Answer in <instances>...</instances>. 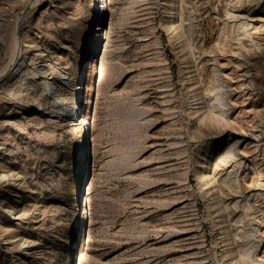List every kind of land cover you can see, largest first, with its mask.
<instances>
[{
	"label": "rangeland",
	"instance_id": "1",
	"mask_svg": "<svg viewBox=\"0 0 264 264\" xmlns=\"http://www.w3.org/2000/svg\"><path fill=\"white\" fill-rule=\"evenodd\" d=\"M101 5L0 0V264H264V0Z\"/></svg>",
	"mask_w": 264,
	"mask_h": 264
},
{
	"label": "bare ground",
	"instance_id": "2",
	"mask_svg": "<svg viewBox=\"0 0 264 264\" xmlns=\"http://www.w3.org/2000/svg\"><path fill=\"white\" fill-rule=\"evenodd\" d=\"M104 2H105V0H98V5H100V4H102L100 7H99V9H101L103 12H104V8L106 9L107 7L104 5ZM106 51H107V46H105V49H104V51H103V53H102V55H101V58L99 59V60H97V63H98V61H99V63L100 62H103L104 60H105V57H106V55H105V53H106ZM100 55H99V57H100ZM98 57V56H97ZM216 95H217V93H216ZM217 97V98H216ZM215 98H216V100L215 101H221V96L220 97H218V95L216 96ZM218 99H220V100H218ZM81 109H82V107L80 106V103H79V101H76V102H71V104H70V106H69V108L68 109H66L65 110V114H62V116L63 117H72V119H73V117H78L80 114V112H81ZM78 120V119H77ZM87 148V147H86ZM83 169H84V173H83V176H81V178H80V180L79 181H81V183H83V181H84V177H85V175H86V165L83 167ZM81 175H82V172H81ZM90 177V176H89ZM89 177H88V179H86L87 181H86V183L88 184V181H89ZM83 190H84V188H83ZM88 190L89 189H87V191H85V193L87 192L88 193ZM84 195V194H83ZM86 195V194H85ZM85 195H84V197L82 198L83 199V202H84V205L86 204V198H85Z\"/></svg>",
	"mask_w": 264,
	"mask_h": 264
}]
</instances>
